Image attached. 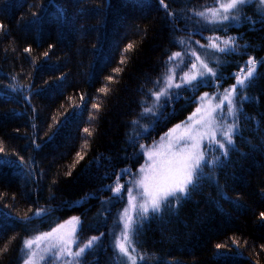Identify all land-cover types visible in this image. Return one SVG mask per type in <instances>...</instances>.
<instances>
[{"label": "trees", "instance_id": "1", "mask_svg": "<svg viewBox=\"0 0 264 264\" xmlns=\"http://www.w3.org/2000/svg\"><path fill=\"white\" fill-rule=\"evenodd\" d=\"M217 2L165 0L170 16L159 0H0L7 29L0 32V264H22L25 240L73 218L80 222L74 246L100 237L83 264H120L114 243L126 190L145 164L142 147L184 124L205 93L231 88L250 58L258 63L244 90L237 150L214 172L206 168L174 212L144 223L134 255L145 257L137 264H264V5L248 2L239 21L224 25L193 15ZM214 37L236 38L237 52L208 48ZM192 50L217 77L174 89L178 99L142 117L169 57L181 52L183 68ZM117 176L123 198L108 187ZM40 208L44 215H34Z\"/></svg>", "mask_w": 264, "mask_h": 264}, {"label": "snow or ice", "instance_id": "2", "mask_svg": "<svg viewBox=\"0 0 264 264\" xmlns=\"http://www.w3.org/2000/svg\"><path fill=\"white\" fill-rule=\"evenodd\" d=\"M248 2L249 0H218L216 7L205 8L201 11L193 10V15L199 17L206 24L224 25L225 22L239 21L240 12ZM258 2L264 4V0H258ZM159 4L168 15H174L165 0H159ZM6 30V26L0 23V32H6ZM180 43L184 44L185 42L181 40ZM200 46L205 47V45ZM132 47L133 45L129 44L125 52L131 50ZM207 47L224 55L235 53L238 50L236 38L234 37L223 40L219 37L211 38ZM25 51H31V49H25ZM182 55L181 52H176L169 57L162 79L156 80L154 82L155 87L149 90V96L154 97L151 106H149L147 99L142 101V117L155 116L158 109L163 107L164 104L171 103L174 98L178 99L180 92L174 91V89L184 87L195 89L201 83L206 82V78L217 77L215 67H209V63L205 59H201V56L197 55L195 50L191 51V56L195 59L189 60L187 65L180 68ZM125 59L122 54L120 63L123 64ZM216 59L219 61L218 57ZM172 61H177V63L172 64ZM257 63L258 61L254 58H250L245 66L246 71L242 69L236 74L235 84L224 90L221 100L216 104H211V101L216 99L215 97H209L207 93L201 96L200 101L208 100L209 106L202 113L205 106L201 103L193 116L188 117V120L185 121L184 135L178 138V142L174 143L171 139V133H169L167 141L162 137L161 142L153 146L152 149H143L142 147V150L147 151L151 163L140 169L141 175L135 181V186L140 189L139 196L142 197L140 202H137V196L134 195L131 189L126 190L129 206L123 210L119 218L123 223V227L114 243L120 264H137V260L143 261L145 259L143 254L133 255V253L137 251L134 246L135 237L141 231L144 223L154 217L162 220L165 212H174L183 201L190 199L192 194L198 190L201 179L205 177L206 168L214 172L216 167L224 164L221 157L226 160L230 151L237 150L234 137L240 131V104L242 100L249 99L244 94V89L248 88L254 81ZM178 68H180L182 75L177 76ZM116 71H120V69H116ZM197 114L201 115L197 116ZM194 117H196L195 120ZM189 121L194 122L189 123ZM132 123L138 127L140 126L139 120ZM180 127V125H177V128ZM147 130V128H140L141 132H147ZM84 131L91 135L88 129H84ZM175 131L176 129L172 130V132ZM85 143L87 144V141ZM82 158L80 156V159ZM129 171L128 169L123 170L124 173ZM208 178L211 179V175ZM108 187L116 196L123 198L125 190L120 183V176H117L115 183ZM45 212L46 209L40 208L36 210L34 215L42 216ZM259 216L261 220H264V212H261ZM73 220L76 223L79 222V218H73ZM57 232H59V229H53L49 233H43L25 240L24 248L21 250L24 253L22 264H40V261L45 258L44 253L50 251L53 260L58 256H66L71 257V259H66L65 264H83L81 258L86 250L93 249L100 239V237L94 236L86 243H77V250L73 252L69 241L57 236ZM43 241L48 243L47 247L41 250L40 244ZM233 242L235 243V241ZM222 247L226 246L217 245L218 249ZM53 249L55 251H52ZM260 249L264 252V245H260ZM2 251L0 249V252ZM50 264H52L51 261Z\"/></svg>", "mask_w": 264, "mask_h": 264}, {"label": "rangeland", "instance_id": "3", "mask_svg": "<svg viewBox=\"0 0 264 264\" xmlns=\"http://www.w3.org/2000/svg\"><path fill=\"white\" fill-rule=\"evenodd\" d=\"M252 1L254 2V1H256V2H258V0H249V2L250 3H252ZM261 4V3H260ZM262 5H264V4H262ZM254 75H255V73H254ZM238 90H239V88H238ZM245 90V89H244ZM224 92V91H223ZM223 92H219V93H216V94H208V96L209 97H215L216 99L215 100H212L211 101V104L212 105H214V104H216L217 102H219L220 100H221V98H222V93ZM204 96V95H203ZM163 99V98H162ZM153 100H154V98H153ZM243 101V100H242ZM201 103H203L204 104V109H202V113H203V111L204 110H206L207 109V107L209 106V101L208 100H205V101H203V102H201L200 101V99H199V102H198V107H200L201 106ZM242 103V102H241ZM227 105L225 104V107H226ZM162 108V107H161ZM161 108H159V109H161ZM159 109H158V111H157V113L159 112ZM240 109H241V104H240ZM196 112V111H195ZM194 112V113H195ZM199 115H201V114H197V116H199ZM239 115H240V113H239ZM191 116H193V114L191 115ZM196 119V117H194V120ZM194 121H189V123H193ZM181 127L180 128H174V129H176V131L175 132H172V130L169 132V133H171V139L173 140V142L175 143V142H178V138L179 137H182L183 135H184V131H185V123L184 124H182V125H180ZM169 133H167V134H165L164 136H163V138L165 139V141H167L168 139H169ZM218 138H219V136H218ZM235 138V137H234ZM161 142V139L158 141V142H156V143H154L153 145H151V146H147V147H144L143 149H152L153 148V146H156V145H158L159 143ZM179 142H182V141H179ZM207 141L205 140V143H206ZM142 152H143V154H144V157H145V164H144V166L143 167H145L146 166V164H150L151 163V161H149V159H148V155H147V151H145V150H142ZM140 175H141V173H140V171H139V173L135 176V178L131 181V183H130V185L128 186L129 188L128 189H131L132 191H133V193H134V195H136L137 196V202H140V200L142 199V197H140L139 196V192H140V189L139 188H137L136 186H135V181L140 177ZM129 205H128V197H127V204H126V207L125 208H127ZM79 226H80V222H78V223H76L74 220H72L71 222H69L68 224H66V225H64V226H62V227H60V228H58L59 229V232H57L56 233V235L57 236H60V237H62L63 239H66V240H68L69 241V244H70V247H71V250L73 251L74 249H76V246H74L75 244H74V239H75V235H76V233L78 232V230H79ZM47 241H43V242H41V244H40V248H41V250H43L44 248H46L47 247ZM135 247H136V244L134 245ZM35 247V246H34ZM136 250H137V247H136ZM52 251H55V249H53ZM138 251V250H137ZM137 251H136V253H137ZM136 253H133V255L134 254H136ZM44 256H45V258L42 260V261H40V264H48L50 261L47 259L48 257H52V252L50 251V252H46V253H44ZM57 258V260H59L58 262L59 263H61L62 262V259H63V261H64V258H66V256L65 257H56ZM66 260V259H65ZM58 263V264H59Z\"/></svg>", "mask_w": 264, "mask_h": 264}]
</instances>
